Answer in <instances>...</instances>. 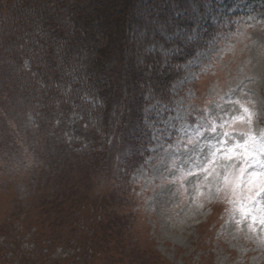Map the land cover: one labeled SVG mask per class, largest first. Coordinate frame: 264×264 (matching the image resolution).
<instances>
[{
  "label": "rangeland",
  "instance_id": "374dc122",
  "mask_svg": "<svg viewBox=\"0 0 264 264\" xmlns=\"http://www.w3.org/2000/svg\"><path fill=\"white\" fill-rule=\"evenodd\" d=\"M148 4L139 10L144 21L163 9L162 1ZM174 4L191 17V27L167 31L169 24L153 18L132 30L139 68H149L154 57L146 55L155 53L177 75L163 99L151 89L160 82L149 76L143 82L146 148H134L129 136L115 141L118 133L111 131L108 158L134 160L136 149L143 159L121 191L105 172L86 169L83 181L78 169L62 173L58 145L75 154L86 148L83 113L73 111L63 128L41 132V107H25L16 72L8 78L0 71L7 79L4 107L0 102V126L6 125L0 127V264H264V192L257 195L264 187V0ZM178 35L187 50L182 55L173 51ZM26 60L18 73L31 69ZM3 62L0 56V69ZM12 92L16 109L8 101ZM116 109L105 124L87 119L98 124L95 132L119 123ZM253 154L259 163L249 167Z\"/></svg>",
  "mask_w": 264,
  "mask_h": 264
},
{
  "label": "trees",
  "instance_id": "16d2710c",
  "mask_svg": "<svg viewBox=\"0 0 264 264\" xmlns=\"http://www.w3.org/2000/svg\"><path fill=\"white\" fill-rule=\"evenodd\" d=\"M150 1L7 0L4 2L0 0V56L4 60V68L0 71L7 77L12 71L16 72L19 78L17 83L20 85L16 86L20 94L18 100L24 97L25 107L32 109L31 112H37L38 107H41L37 114V118H40L36 123L37 129L48 132L49 127L63 128L65 119L76 110L84 114H82L86 121L84 123H88L86 131L82 129L83 135L84 131L86 133V148L81 152L75 154L74 148L69 147L70 149L67 150L66 146L58 145L59 151L63 153L62 173L71 174L78 169L83 181L86 180V169L89 172L99 171L103 174L105 172L107 176H112L113 182L117 184V189L115 186L114 190L121 191L126 189L124 183L128 181L129 175L142 162L143 159L137 155L136 149L134 154H130L137 156L134 160H127L126 157L118 160L117 157V161H113L112 158H108L107 153L111 148L108 149L110 146L107 143L113 141L110 134L113 131L118 133L115 141L127 142L130 137L134 148H146L149 134L146 135L147 139L143 140L141 130L144 132L145 127H141V120L144 118L143 108L148 88L145 86L147 83L143 82L149 79L148 76L151 77L152 83L160 82L161 84L151 89L163 99L164 95H167L165 89L167 81L177 74L174 71L171 73L170 68L164 66L160 56L155 53L146 55L147 58L154 57L152 59L154 63L149 65V68L144 71L139 68L132 41L133 27L146 28L147 19L150 21L153 18H159L165 25L169 24L165 28L167 31L171 27L189 28L193 23L186 13L178 12L181 7H177L174 0L172 3L171 0L166 2L159 0L162 1V12L156 15L150 14L144 21V16L141 17L144 14L139 15L140 6L149 5ZM165 9L170 10V16L163 14ZM154 31L161 30H157L156 27ZM157 37L163 41L165 36L158 33ZM181 37L182 35L177 36L176 47L173 48V51L180 49L178 52L180 55L187 51L182 48L183 45L178 40ZM58 49L63 51L58 52ZM189 49L194 52L192 44L189 45ZM26 58L31 64V69L28 73L26 71H22V74L18 73V68L21 69V64ZM174 58L175 62L180 60L175 56ZM122 60L125 62L121 63ZM6 81L3 74H0L2 105L3 87ZM83 90L86 100L81 98ZM14 95L15 92H12L8 101L16 109V95ZM68 95H73L75 98L65 103ZM31 100L34 102L31 103ZM114 106H117L114 113L119 123L113 126L109 122L108 125H104L103 134H98V130L95 132L94 127L96 129V125L104 122V116L109 114ZM42 112L44 115L41 116ZM1 115L0 110V118ZM9 115L10 113L7 114ZM91 116L97 121L99 118L98 124L87 120ZM77 124L75 128L78 127ZM91 130L92 133H89ZM146 132L148 133L147 130ZM13 141L14 139L11 145L15 146ZM98 143L103 144V147L97 148ZM0 147H3L2 143ZM110 170L113 171L112 175L108 174ZM113 222L118 225L122 223L116 220ZM112 224L110 222L107 225V231L111 229ZM99 229L98 232L104 235L103 238L108 237L105 228Z\"/></svg>",
  "mask_w": 264,
  "mask_h": 264
},
{
  "label": "snow or ice",
  "instance_id": "6c2138e0",
  "mask_svg": "<svg viewBox=\"0 0 264 264\" xmlns=\"http://www.w3.org/2000/svg\"><path fill=\"white\" fill-rule=\"evenodd\" d=\"M212 131H216V129L213 128ZM224 135H225V142H226V141H227V135H228V134H224ZM253 151H254V153H255V150H253ZM260 152H261V153H264V149H261ZM257 163H259V161L257 160V155H256V154H253V155L251 156V158H250V161H249V167H251L252 165L257 164ZM260 175H261V177H262V179H261V184L264 185V171H262V172L260 173ZM260 192H264V187H261L260 191L257 192V195H259Z\"/></svg>",
  "mask_w": 264,
  "mask_h": 264
}]
</instances>
